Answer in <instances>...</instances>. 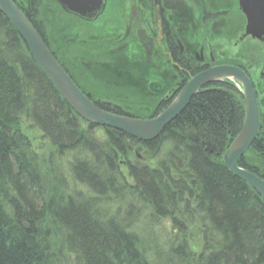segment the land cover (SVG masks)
Returning <instances> with one entry per match:
<instances>
[{"label":"trees","instance_id":"1","mask_svg":"<svg viewBox=\"0 0 264 264\" xmlns=\"http://www.w3.org/2000/svg\"><path fill=\"white\" fill-rule=\"evenodd\" d=\"M56 59L86 77L71 57ZM125 71L127 100L75 82L101 109L137 118L159 114L184 82L144 87ZM238 93L227 79L206 86L151 141L94 126L0 13V264H264V198L222 160L244 119ZM238 165L264 180L261 134Z\"/></svg>","mask_w":264,"mask_h":264},{"label":"flooded vegetation","instance_id":"2","mask_svg":"<svg viewBox=\"0 0 264 264\" xmlns=\"http://www.w3.org/2000/svg\"><path fill=\"white\" fill-rule=\"evenodd\" d=\"M210 1L212 3H208V5L211 8L203 15V7H206L207 4L205 0H104L102 11L107 10L108 13L86 18L65 11L58 0H12L28 17L45 45L58 59L94 56L92 58L106 59V61L119 65L123 69H127L129 74L134 75L131 70L132 63L126 61L127 52L138 45L143 47V50L149 53L156 62L154 64L151 62V64L156 67L157 71L161 67L162 72L167 73L164 59H168L172 65L170 73L176 78H181L179 74L181 69L187 72L190 77L192 72L196 73L201 71L203 67L211 66L210 64L214 60V51L210 30L214 26L218 25L220 28L218 30L223 32L227 27L244 25L242 18L236 22H234V18L229 23L224 19L222 22H217L222 16H228L229 12L233 13L235 8L241 17L240 14L242 15V13L237 7V0ZM116 5L121 6V12L118 16H115L111 11L112 8H116ZM220 6L221 8H219ZM212 8L219 10L215 14ZM101 18H104L106 23L111 22L109 31H105L104 26L102 28L99 26ZM94 22L98 23L94 31L83 32L80 29V34L76 32L78 31L77 26L79 27L80 24L91 27ZM97 28L99 29L97 30ZM201 29H208L207 34L201 39L202 45L197 38V32ZM238 33L239 37L242 30ZM213 35L216 34L213 33ZM252 41L257 43L260 49L258 58L262 64L258 67H260L259 74H261L263 72L264 48L259 41ZM172 54L175 55L170 60ZM249 71L253 70L249 69ZM72 74L73 79L80 82V77L77 78L73 71ZM84 78L87 80V84L89 80L91 81L87 75ZM84 78H80L81 82H85ZM124 84L127 83L124 82ZM119 86L122 90L117 94L121 96V100H125L124 97L131 94V89L128 85L119 84ZM97 89H99V95L105 94V91H101L103 88L97 86ZM106 94L100 98L103 101L114 102L110 99V93ZM94 96L95 99L98 98L97 95L94 94ZM161 96L164 95H153L156 100ZM259 104L264 106V97L260 99ZM116 105L120 104L116 103ZM262 125L264 127L263 123ZM261 133L264 134V131Z\"/></svg>","mask_w":264,"mask_h":264},{"label":"water","instance_id":"3","mask_svg":"<svg viewBox=\"0 0 264 264\" xmlns=\"http://www.w3.org/2000/svg\"><path fill=\"white\" fill-rule=\"evenodd\" d=\"M58 1L65 11L86 18L98 16L104 7L103 0ZM238 3L242 14L246 17L245 29L241 35V40H245V37L258 40L262 44V48H264V0H238ZM0 13L16 29L18 35L29 48L32 58L43 70L48 80H51L63 100L83 120L93 125L109 127L115 131L118 130L138 140L151 141L157 138L163 129L181 114L193 96L200 92L205 85L214 83L217 80H224L225 78L237 80L241 85L245 116L241 129L228 146V150L222 155V160L229 171L252 186L264 198V180L256 176L252 171L250 172L238 166L239 158L249 150L250 145L256 139L260 127L259 104L253 82H251L248 74L239 67L224 64L203 69V71H200L184 84L166 109L156 117L150 119L126 117L101 109L76 86L65 69L53 57L26 15H23L12 0H0ZM262 71L261 75L264 77V66ZM237 97L241 100L238 94Z\"/></svg>","mask_w":264,"mask_h":264},{"label":"rangeland","instance_id":"4","mask_svg":"<svg viewBox=\"0 0 264 264\" xmlns=\"http://www.w3.org/2000/svg\"><path fill=\"white\" fill-rule=\"evenodd\" d=\"M205 1L207 2V4H206V7H203L204 8L203 15H205L204 13L208 12L209 8H211V7H209L208 3L209 4L212 3V1H210V0H205ZM237 7H239V6L237 5ZM219 8H221V6ZM212 9H213V12L215 14H216V11L219 10V9L215 10V8H212ZM235 9L233 10L234 11L233 13L229 12L228 16H222V18L218 19L217 22H222V19H224L227 21V23H229L230 20L231 21L233 20V18H234V22H236L237 20L242 18L243 19L242 24H243L246 21V17L243 14H242L243 16L240 14L241 17H239V12L235 11ZM120 10H121V6H119V5H116L115 9L114 8L111 9L112 13L115 14V16H118L120 14V12H121ZM20 11H21V9H20ZM239 11L242 12L240 8H239ZM105 12L108 13L107 10H105ZM99 23H100L99 26L101 28H102V26H104V30L109 31L108 29L111 25L110 24L111 22L106 23V22H104V18H101ZM97 24H98L97 22H94V24L91 27L88 25H85V24L84 25L80 24L79 27L77 26L78 31H76V32L79 33L80 29L83 32L94 31L97 27ZM238 28L239 29L235 30L233 33H226L224 31L221 32L220 30H218V29H220V28H218V25L214 26L213 29L215 30V32H213V33H216V37L212 38V42H213L212 48L214 51V55H213L214 60L212 62L213 64L211 63L210 65L212 67L214 65H224V64L231 65V66H237L244 72H247L249 69H252L257 74V76H259L260 67H258V65L260 64V60L258 58V52L260 49H259L257 43H253L252 41H245V43H244L243 40L239 39L238 38V35H239L238 31H240L241 29H243L245 27L241 26ZM98 29L99 28H97V30ZM205 34H207V33H205ZM217 34H220L221 36H217ZM61 47H63V46H61ZM238 48H240V49H238ZM230 49H232L234 51H232ZM226 56L228 58L225 59L224 61H222V59H224V57H226ZM242 59L247 64H245ZM101 60L102 59H92L91 60V62L98 63L97 64L99 67L98 69L94 68L93 71H90V70L86 71L85 70V74L89 78H91V81L89 80L88 84H91L92 87L94 86L95 88L97 86H98V88H103L102 89L103 92L105 91V93H110L112 96L116 97V96H118L117 93H120V90H122L121 86L117 85V77H116L117 69L112 70L110 68L104 67L102 64L103 62H101ZM104 61L106 62V59H104ZM126 61L132 63L131 64L132 65L131 70L136 77L138 76L139 78H141L144 81V83H145L144 87H148L149 84L154 83L157 86H160V89L164 90L170 84V81L172 80V77H171L172 74L170 73V68L172 65H171V63L168 62V59L167 60L164 59V62H165L166 67H167L166 68L167 73H163L161 67L157 71L156 67L151 64V62L153 64L156 62L151 58L149 53L145 54V53L137 52L136 56H134L133 51L131 50L128 52V57H127ZM167 62H168V64H167ZM211 66H209V67H211ZM198 73H199V71H197L196 73L192 72L190 77H189V74L187 73L188 75H186L184 78V76L182 74V69H181V71H179V74L182 77V79H184V82L186 80L187 81L190 80L193 76H195ZM228 80L231 81V83H235V85L239 84L237 80L236 81L232 80V79H228ZM218 81H225V80H217L216 82H218ZM184 82L182 84L183 86L186 83V82L185 83ZM255 82L256 83L254 84V90L256 93L257 101L259 103L260 99H263V97H264V78H258ZM205 86H209V85H205ZM89 87H90V85H89ZM111 99L115 100L114 98H111ZM165 109H163V110H165ZM259 111H260V115H261L260 121H261V123L264 124V107L262 105H259ZM144 114H145V112H144ZM142 116H144V115H142ZM261 126H262V127H260L261 130L257 133V136H258V134H261V136H263V138H264V134L261 133L264 131V127H263V125H261ZM24 129H25L24 132L27 134V136L32 135L35 138L39 139V141L41 143L44 142L43 136L41 135V132L37 128L32 127L30 125H26ZM110 129H112V128H110ZM166 222L167 221L160 222L157 227L163 228V226L165 225ZM156 230H157V228H155L154 232L150 233V234L152 236H154L156 234L159 235L158 231H156Z\"/></svg>","mask_w":264,"mask_h":264},{"label":"bare ground","instance_id":"5","mask_svg":"<svg viewBox=\"0 0 264 264\" xmlns=\"http://www.w3.org/2000/svg\"><path fill=\"white\" fill-rule=\"evenodd\" d=\"M245 26V25H244ZM238 29V27L237 26H235L234 25V27H232V26H230V27H227V29L226 30H224V31H229V33H233L235 30H237ZM49 50H50V48H49ZM50 52L52 53V51L50 50ZM136 53L137 52H133V55L134 56H136ZM120 68H122L121 66H119V65H116V64H114V69H117V71H119L120 70ZM113 69V70H114ZM128 95H127V97H124L125 98V100H127L128 99ZM131 114H135L134 112H132ZM120 115H123V116H129L130 117V114H127V115H124V114H120ZM101 138V137H100ZM258 193V192H257Z\"/></svg>","mask_w":264,"mask_h":264}]
</instances>
